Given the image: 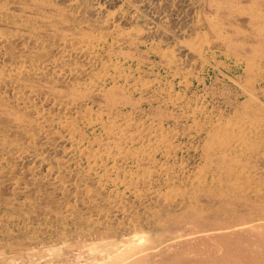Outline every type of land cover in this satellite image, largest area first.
<instances>
[{"label": "rangeland", "instance_id": "374dc122", "mask_svg": "<svg viewBox=\"0 0 264 264\" xmlns=\"http://www.w3.org/2000/svg\"><path fill=\"white\" fill-rule=\"evenodd\" d=\"M250 15L238 0H0V264H264Z\"/></svg>", "mask_w": 264, "mask_h": 264}, {"label": "bare ground", "instance_id": "6f19581e", "mask_svg": "<svg viewBox=\"0 0 264 264\" xmlns=\"http://www.w3.org/2000/svg\"><path fill=\"white\" fill-rule=\"evenodd\" d=\"M72 2V1H71ZM144 3V2H143ZM238 3L243 5H246L247 8L251 11V18L246 21V27L250 28L254 33H256V36H252L250 39L253 41H260V38L258 36H261L262 33H264V0H238ZM87 4V3H86ZM136 4V3H135ZM138 6V5H137ZM75 7V6H74ZM100 7V6H99ZM240 8V6H239ZM9 10V9H8ZM146 10V9H145ZM221 10V9H220ZM237 10V9H236ZM241 10V9H240ZM110 11V10H109ZM127 11V10H126ZM72 12V11H71ZM162 12V11H161ZM232 12V11H231ZM247 12V11H246ZM108 13V12H107ZM113 13V12H112ZM233 14V13H232ZM117 15V14H115ZM103 17V16H102ZM245 17V16H244ZM109 18V17H108ZM111 18V17H110ZM117 19V18H116ZM168 19V18H167ZM104 20V19H103ZM118 21V20H117ZM167 21V20H166ZM85 22V21H84ZM83 23V22H82ZM103 23V22H102ZM107 24V23H106ZM102 25V24H101ZM123 26V25H122ZM152 26V25H151ZM150 26V27H151ZM154 26V25H153ZM119 28V27H118ZM154 29V28H153ZM146 31V30H145ZM127 32V31H124ZM250 32V31H249ZM128 33V32H127ZM76 34V33H75ZM163 35V34H162ZM182 35V34H181ZM241 35V34H240ZM2 36V35H1ZM197 36V35H196ZM203 36V35H202ZM80 37V36H79ZM248 37V36H247ZM262 37V36H261ZM147 38V37H146ZM197 38V37H196ZM193 39V38H192ZM89 40V39H88ZM191 40V39H190ZM207 40V39H206ZM84 41V39H83ZM95 41V40H94ZM153 41V40H152ZM81 42V41H80ZM197 42V41H196ZM206 42V41H205ZM87 43V42H86ZM90 43V42H89ZM99 43V41H98ZM67 44V43H66ZM97 44V42H96ZM26 46V45H25ZM174 46V45H173ZM74 47V46H73ZM26 48V47H25ZM61 49V48H60ZM77 51V50H76ZM79 51V50H78ZM81 52V51H80ZM67 53V52H66ZM53 54V53H52ZM66 55V54H65ZM72 57V56H71ZM70 57V58H71ZM56 59V56H55ZM77 60V59H76ZM1 61V60H0ZM25 62V61H24ZM76 62V61H75ZM33 63V62H32ZM31 63V64H32ZM52 63V62H51ZM53 64V63H52ZM71 64V63H70ZM26 65V64H25ZM14 65H12L11 68H13ZM22 66V65H21ZM44 66V65H43ZM66 66V65H65ZM25 68V67H24ZM29 69V68H28ZM36 69V68H35ZM40 69V68H39ZM19 70V68H18ZM17 70V71H18ZM57 70V69H56ZM55 70V71H56ZM61 70V69H60ZM71 70V69H70ZM9 72V71H8ZM67 76V75H66ZM21 77V76H20ZM152 82V81H151ZM26 85V84H25ZM6 88V87H5ZM26 89V88H25ZM29 91V90H28ZM35 94V93H34ZM24 95V94H23ZM35 98V97H34ZM46 99V98H45ZM56 99V98H55ZM4 101V100H3ZM44 102V101H43ZM42 102V103H43ZM36 103V102H35ZM17 104V103H16ZM11 105V104H10ZM30 106V105H29ZM34 107V106H33ZM37 108V107H36ZM41 108V107H40ZM45 108V107H44ZM33 109V108H32ZM37 110V109H36ZM39 110V109H38ZM38 112V111H37ZM49 112V111H48ZM44 113V112H43ZM42 114V113H41ZM32 116V115H31ZM37 116V115H36ZM40 116V115H39ZM49 117V116H48ZM43 118V117H42ZM42 122V121H41ZM57 122V121H56ZM36 123V122H35ZM45 124V123H44ZM40 125V122H39ZM37 126V125H36ZM229 126V125H228ZM43 128V127H42ZM243 129V128H242ZM33 132V131H32ZM29 134V133H28ZM32 136V135H31ZM7 137V136H6ZM30 137V136H29ZM238 137V136H237ZM5 138V137H4ZM4 140V139H3ZM21 142V141H20ZM3 143V142H2ZM244 143V142H243ZM30 144V143H29ZM35 145V144H34ZM31 147V146H30ZM254 148V147H253ZM256 150V149H255ZM20 151V150H19ZM24 153V151H23ZM250 153V152H249ZM8 154V153H7ZM19 154V153H18ZM255 154V153H254ZM32 155V154H31ZM51 155V154H50ZM251 156V155H250ZM31 157V156H30ZM21 158V157H20ZM246 158V157H245ZM249 158V156H248ZM18 160V159H17ZM22 160V159H21ZM20 161V160H19ZM42 164V163H41ZM30 165V164H29ZM28 165V166H29ZM3 167V166H2ZM38 167V166H37ZM49 167V166H48ZM55 167V166H54ZM36 168V167H35ZM48 169V168H47ZM50 170V169H49ZM48 170V171H49ZM66 170V169H65ZM45 171V170H44ZM52 171V170H51ZM43 172V171H42ZM44 173V172H43ZM12 174V173H11ZM20 175V174H19ZM46 175V174H45ZM70 175V174H68ZM65 176V175H64ZM10 177V176H9ZM43 177V176H42ZM72 177V176H71ZM55 178V177H54ZM15 181L16 178H14ZM34 180V179H33ZM58 180V179H57ZM30 181V180H29ZM35 181V180H34ZM55 182V181H54ZM63 182V181H62ZM14 184V183H13ZM3 185V184H2ZM8 185V184H7ZM6 185V186H7ZM18 185V184H17ZM24 185V184H23ZM27 185V184H26ZM32 185V183H31ZM68 185V184H67ZM5 186V187H6ZM25 186V185H24ZM17 187V186H16ZM21 188V187H20ZM47 188V187H46ZM49 188V187H48ZM59 190V189H58ZM48 191V190H47ZM15 195V194H14ZM5 196V195H4ZM13 198V197H12ZM76 200V199H75ZM20 204V203H19ZM182 206V205H181ZM51 212V210H50ZM65 213V212H64ZM69 217V216H68ZM95 218V217H94ZM63 219V218H62ZM91 219V218H90ZM107 225V224H106Z\"/></svg>", "mask_w": 264, "mask_h": 264}]
</instances>
